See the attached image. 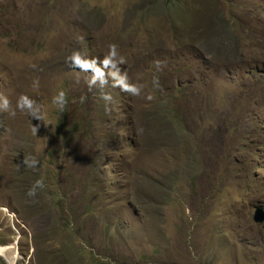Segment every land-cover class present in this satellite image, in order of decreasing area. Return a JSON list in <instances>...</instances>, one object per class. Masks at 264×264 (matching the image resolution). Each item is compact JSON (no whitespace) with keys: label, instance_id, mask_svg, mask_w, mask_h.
I'll return each mask as SVG.
<instances>
[{"label":"rangeland","instance_id":"1","mask_svg":"<svg viewBox=\"0 0 264 264\" xmlns=\"http://www.w3.org/2000/svg\"><path fill=\"white\" fill-rule=\"evenodd\" d=\"M258 206L264 0H0V264H264Z\"/></svg>","mask_w":264,"mask_h":264},{"label":"clouds","instance_id":"2","mask_svg":"<svg viewBox=\"0 0 264 264\" xmlns=\"http://www.w3.org/2000/svg\"><path fill=\"white\" fill-rule=\"evenodd\" d=\"M117 48L118 45L115 43L109 44V53L105 56V58L102 61V64L104 67H107L110 63H112L113 58L117 55ZM72 61V65L75 67L80 68L81 70H88L93 69L94 61H89L83 58L79 51L73 52V54L70 57ZM121 63H125L126 61L121 59ZM34 67V66H33ZM159 67V63H158ZM94 70V76L92 80L89 82V88L91 89V85L95 83V80L98 77H102L104 75L103 68L99 67L97 64L95 66ZM156 86L159 87V81L158 79H155ZM106 83V81H105ZM39 81H34V87H38ZM113 87H118L121 89V91L126 92L132 96H140V88L137 87L134 84H130L127 80V76L119 77L114 81ZM102 99L106 102V111L110 112V109L107 107V105L112 101V96L110 93L102 92L101 93ZM148 100L153 99L151 95L147 96ZM53 103L58 106V108L62 111L67 103L66 93L61 89L54 97H53ZM17 108L22 111L26 112L31 117L40 119L41 121L44 120V116L38 106H36L34 99L30 98L26 94H22L18 101H17ZM3 111L9 112L10 115L15 116L16 112L14 110L10 109V102L7 97L4 98L3 102ZM34 133H37L38 128L36 126L33 127ZM24 165L27 167H36L38 164V161L35 159H32V162L30 163V160L28 157H25L24 159ZM37 184H42V181H36L33 187L29 190L28 195L29 196H35V187Z\"/></svg>","mask_w":264,"mask_h":264},{"label":"water","instance_id":"3","mask_svg":"<svg viewBox=\"0 0 264 264\" xmlns=\"http://www.w3.org/2000/svg\"><path fill=\"white\" fill-rule=\"evenodd\" d=\"M253 220L257 224L264 223V207L258 206L255 208L254 214H253Z\"/></svg>","mask_w":264,"mask_h":264},{"label":"trees","instance_id":"4","mask_svg":"<svg viewBox=\"0 0 264 264\" xmlns=\"http://www.w3.org/2000/svg\"><path fill=\"white\" fill-rule=\"evenodd\" d=\"M37 42H35L34 44H36Z\"/></svg>","mask_w":264,"mask_h":264}]
</instances>
